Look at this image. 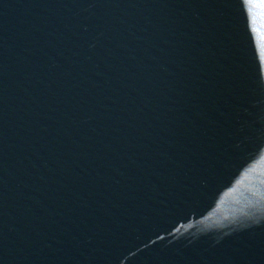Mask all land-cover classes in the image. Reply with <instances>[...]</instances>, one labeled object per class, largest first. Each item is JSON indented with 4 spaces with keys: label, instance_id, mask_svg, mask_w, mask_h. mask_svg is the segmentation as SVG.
Segmentation results:
<instances>
[{
    "label": "water",
    "instance_id": "95a60500",
    "mask_svg": "<svg viewBox=\"0 0 264 264\" xmlns=\"http://www.w3.org/2000/svg\"><path fill=\"white\" fill-rule=\"evenodd\" d=\"M0 264H264V0H0Z\"/></svg>",
    "mask_w": 264,
    "mask_h": 264
}]
</instances>
